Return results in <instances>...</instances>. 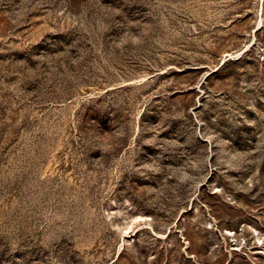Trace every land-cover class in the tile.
<instances>
[{
	"label": "rangeland",
	"instance_id": "374dc122",
	"mask_svg": "<svg viewBox=\"0 0 264 264\" xmlns=\"http://www.w3.org/2000/svg\"><path fill=\"white\" fill-rule=\"evenodd\" d=\"M0 264H264V0H0Z\"/></svg>",
	"mask_w": 264,
	"mask_h": 264
},
{
	"label": "trees",
	"instance_id": "16d2710c",
	"mask_svg": "<svg viewBox=\"0 0 264 264\" xmlns=\"http://www.w3.org/2000/svg\"><path fill=\"white\" fill-rule=\"evenodd\" d=\"M223 64H224V63H222L221 66H222ZM221 66H220V67H221ZM220 67H219V68H220ZM219 68H218V69H219Z\"/></svg>",
	"mask_w": 264,
	"mask_h": 264
}]
</instances>
